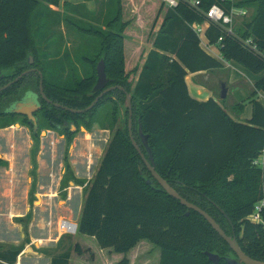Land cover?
I'll return each instance as SVG.
<instances>
[{
    "label": "trees",
    "instance_id": "trees-1",
    "mask_svg": "<svg viewBox=\"0 0 264 264\" xmlns=\"http://www.w3.org/2000/svg\"><path fill=\"white\" fill-rule=\"evenodd\" d=\"M58 1L0 0V88L22 72L36 68L42 73L43 92L50 101L84 110L101 92H94L93 88L96 66L103 60L109 80L107 87H122L130 95L133 137L145 158H153L155 171L182 198L212 217L228 236L234 235L245 255L264 262V230L261 225L246 221L255 203L264 198V170L251 165L264 148V107L257 99L258 93L264 94V59L239 41L249 39L257 50L264 52V0H198L197 10L177 0L176 7L167 8L134 86L136 65L125 71L124 32L129 22H122L121 0H108L114 11L112 32L93 29V33L100 35L96 38L99 48L91 59H84L87 66L84 77L64 87L56 83L52 66L45 62V53L39 55L34 35L36 28L45 29L59 16L50 10ZM158 2L157 17L164 8ZM212 5L227 14L231 9H253L251 20L235 29L238 38L214 24H209L205 31L208 45L215 46L224 61L254 75L263 73L247 98L251 116L245 123L230 117L222 107L224 100L199 102L188 94L185 83L188 74L222 68L218 60L202 49L201 40L191 27L203 23V13ZM150 33L144 35L148 40ZM63 56L69 57L67 53ZM29 57L33 58V64H29ZM38 83L39 76L29 74L0 93V129L17 123V116L21 118L8 112L14 103L27 92L38 94L42 105L38 118L46 127H38L36 131L27 118H21V126L30 130L34 140V154L39 130L58 131L67 136L70 144L75 135L70 128L75 127L78 132L82 126L90 131L97 123L93 119L95 108L111 103V112L102 115L101 124L113 135L93 178L84 188L78 235L92 238L100 250L119 255H126L139 242L146 241L159 250L158 264H213L206 254L218 256V264L236 259L203 217L168 196L151 177L130 142L122 92L106 94L91 111L78 115L46 104L39 96ZM243 107L238 104L231 111L239 115ZM64 125L69 129L62 130ZM139 127L142 135L147 136L146 146L141 142ZM7 166L0 159V167ZM70 177L67 165L61 188L67 187ZM26 218L30 220L31 213L19 221ZM21 251V248L0 251V264H15ZM73 252L82 255L79 243ZM70 253L55 256L51 264H70ZM119 264L128 261L123 258Z\"/></svg>",
    "mask_w": 264,
    "mask_h": 264
},
{
    "label": "crops",
    "instance_id": "crops-1",
    "mask_svg": "<svg viewBox=\"0 0 264 264\" xmlns=\"http://www.w3.org/2000/svg\"><path fill=\"white\" fill-rule=\"evenodd\" d=\"M159 4L160 3L158 2V0H121L122 22H129V26L124 32L125 71L128 72L135 65L137 67V71L135 73L136 76L134 80L132 79V86L136 84L139 72L144 64L146 56L152 50V40L159 32L164 19V11H162V13L158 17L156 15ZM148 8L149 12H147ZM50 10L55 15H59L56 16L54 21H52L51 28H54V26H58L59 24L61 26L67 25V27H69V30L65 31V35L70 36L73 41L80 40V37L84 39L98 38V36H100L99 33H93V29L99 32L102 31L104 33L112 32L113 24L111 22V19L114 17V11L112 6L108 3V0H59L57 6H50ZM251 11L253 12V9ZM58 17H60V23H57ZM156 18L157 20L154 23V20ZM153 24H155V26L152 29ZM151 29L152 36L151 39L148 40V37H145L144 35L145 33H149ZM205 29H207V26L205 27ZM50 37L51 36L49 34L46 35V43H50ZM200 40L202 49L213 58L218 60L221 64H235L233 62L224 61L220 56L219 50L215 46L208 45L205 36H203V38L200 37ZM211 72L212 71H206L195 74H188L185 77L188 94L192 99L199 102H206L209 99H213L216 102L220 103V101H217L213 97V92L207 89L205 85V82L207 80H210L209 77ZM12 126H15L16 128H13ZM12 126L5 129H0V139H4V141L10 145V148H13L12 144H15V140H21L23 144L29 146V150H31L32 152V150L34 149V140L29 130L17 123ZM71 128V131L73 132V127ZM96 128L99 133H111L109 129L102 127V124L98 122L92 126V129L90 131H86V129L81 126L78 132L84 129L85 131L82 132H85V135H89L90 132L92 130H95ZM41 134H45L47 136L45 138H47V140H51V142H49L50 146H54L56 140H58L60 143H63L64 148L62 149V152L59 155V153L56 152L52 147H49L48 150H45L43 147L39 148L38 146L34 154L33 167H31L32 165H30V157H25V160L22 161V163L25 162V168H23V165H21V158L20 160H18V158L15 159L14 156L12 157L5 154H0V159L8 163L7 167H0V182L2 183L0 191H3L2 193H0V201L2 200L4 202V199L9 195V193L12 194L13 197L14 190H11V188H13L14 186V178L17 179L24 176L26 177L30 169L33 170V179L35 181L34 188L36 191L33 194L34 203L37 199L39 201H42L43 204L39 206L28 207V209L30 210L29 213H31V220L28 225L27 231L28 235L20 234L21 237H27L28 242L25 243L24 248L22 249L17 259L21 260L24 251L27 252L29 250L31 251V257H33L32 264H51V261L55 256H58L59 254L67 251H70L72 253L73 251V247L75 246V244H73L72 246H67L65 248L64 235L57 234L55 238L50 240L51 242H49L48 240L50 239L53 231L57 230V224L60 218L69 220L76 224L78 223L85 199L84 188L89 184L93 177H91V179L87 181L83 180V178H81L82 176H79V171L75 169L74 164L69 160V158L73 156V151H71V144L76 135H74L70 144H68V142L65 143V141L63 140V136H58L59 134L54 130L43 131L41 132ZM108 142L109 140L105 141L106 147ZM79 157L82 158L81 156H78V158ZM67 165L69 167V173L71 174V177L67 182V187L61 188V182L66 176ZM79 166L81 168L82 164H80ZM46 180H49L51 182V185L45 183ZM71 189L79 190L81 196V202L78 208V210L80 209V213L76 218V221L72 220L73 212L70 213L69 211L67 212L63 210H55L58 212L54 213L52 207V204H55L57 201L56 199L59 198V194L64 196V198H66L67 196L70 197L69 190ZM82 195L84 196L83 200ZM68 198H66V200H69ZM11 203L13 202L11 201L9 205H11ZM9 205H7V207ZM23 210V216L21 215L10 217L9 215H7L8 218L3 217L1 219H4L6 222H8L9 217L15 219L23 218L27 215L26 213H24L26 211V208H24ZM0 217L2 216L0 215ZM5 225L8 226L7 224ZM8 227L9 229H11L10 226ZM20 229L24 230L22 226L20 227ZM11 232H14L13 229H11ZM22 240L24 241L25 239ZM0 242L4 243V240ZM40 242L44 243L40 244ZM144 242L146 241L139 242L138 245L126 255L114 254L109 250H100L96 260L97 262L100 261L99 264H119V260L123 257L127 259L128 264H152L153 261V264H157V258L151 255L154 250L150 249L151 247L147 246L149 244L148 242V244H145ZM17 245L15 246L16 248L19 247ZM32 246H34V249L37 251L32 249ZM51 248L52 250H47ZM71 253L69 263L71 262ZM146 254H148L149 257ZM144 256L147 259L146 261L144 259ZM150 259L153 260L150 261ZM28 262L31 263V261Z\"/></svg>",
    "mask_w": 264,
    "mask_h": 264
},
{
    "label": "rangeland",
    "instance_id": "rangeland-1",
    "mask_svg": "<svg viewBox=\"0 0 264 264\" xmlns=\"http://www.w3.org/2000/svg\"><path fill=\"white\" fill-rule=\"evenodd\" d=\"M235 1L242 2L244 0H235ZM160 2L164 6L163 11L166 12L168 7L163 2V0H160ZM247 9H245L248 12L245 17H238L234 19L233 26L231 27V30L233 32H235V29L237 27H242V25L246 24L251 20L252 7H249ZM147 12H149V8L147 9ZM35 20L36 21L34 23L36 24L37 16L35 17ZM51 23L52 22L49 23V26H45V29L36 28V31L34 33L35 40L39 50V55L45 53L46 64L52 66V73L56 78V83L64 87V86H68L70 81L76 83L79 79H82L84 77L87 70V66L85 65L86 61L84 59L86 60L91 59V57L96 53L97 49L99 48L98 46L99 39H95V38L84 39L80 37L79 38L80 40L73 41V39L70 38V36L65 35V31L69 30V27H67V25L61 26L59 24L58 26H54V28H51ZM150 32L152 36V31ZM45 34L46 35L49 34L51 36L50 43L45 42V37H46ZM46 46H49L48 50H46ZM66 53L69 56L68 58H65L63 56ZM222 65H223L222 68L215 69L210 73V77H209L210 80H207L205 82V85L207 89L213 92V97L217 101H221L220 87L222 84H225L227 89V94H226V98L224 99V102L221 103L222 107L230 115L232 119L241 123H245L251 116V105L249 104L247 98L249 97L250 93H252L254 90V83L261 78L263 73L259 75H254L247 72L239 65L232 63H229L228 65L222 63ZM135 76L136 75L133 76V80ZM31 95L35 101H38L37 95L33 93H31ZM258 102L264 107V97H261V95H259ZM238 104H243L244 106L242 112L239 115L231 111V109L236 108ZM123 107L125 106L123 105ZM106 112L107 113L111 112V103L103 104L102 106L95 108L93 112V119L98 123L103 122L102 115L106 114ZM37 115H40V112H38ZM15 121L17 122V124L21 125L22 119L17 116ZM39 126L40 128L44 127L45 126L44 122L42 123V121L39 120ZM12 127L16 128L15 126ZM73 133L76 135V137L71 144V151H73V156L70 157L69 160L74 164L75 169L79 171V176H82L81 178L87 181L91 179V177H93L95 171L97 170V167L99 165L100 160L102 159L101 157H103V153L106 147L105 141L111 139L113 132L111 131L110 134L99 133L96 128L95 130H92L89 135H85L84 134L85 132L82 131L77 133L76 130H73ZM45 137H47L45 134H40V136L37 138V141H39V145L37 144V148L39 146V148L43 147L45 150H48L49 147H52L60 155L62 149L64 148V144L56 140L55 145L50 146L49 142H51V140L50 139L47 140V138ZM12 145L13 148H10V145L6 143L4 139H0V154H5L12 157L14 156L15 159L18 158V160H20L21 158L20 160L21 163L23 160H25V157H30V165H32L31 167H33L35 149H33L31 152V150H29V146L23 144L21 140L18 139L15 140V144ZM78 156H81L82 158L80 157L78 158ZM80 164H82L81 168L79 166ZM21 165H23V168H25V162H23ZM33 174H34L33 170L30 169L26 177L24 176L17 179L14 178V186L13 188H11V190H14L13 197L12 194L9 193V195L4 199V202L2 200L0 201V215L2 216L0 217V241L4 240V243L0 242V251L16 248L15 246L17 244H18L17 246H19L18 248L23 249L25 243L28 242L27 237H24L23 235L24 234L28 235L27 233L28 225L30 223L31 218L30 220L26 218L23 219V221H19V219L10 218V217L21 216V215L23 216L22 212L24 211L23 210L24 208H26V211L24 213L28 214L30 212V210L28 209L29 206L33 207L43 204L42 201H39L37 199L35 203L33 201L32 202L30 201V199L32 198L31 196L36 192L34 188L35 181L33 179ZM45 183L51 185V182L49 180H46ZM1 186L2 183L0 182V188ZM2 192L0 191V193ZM69 195L70 197L69 196L66 197V198L69 197L68 198L69 200H66V198H64V196L60 194L58 195L59 198L56 199L57 200L56 203L52 204L53 212L54 213L58 212L55 210H63L67 212L69 211L70 213L73 212L72 220L76 221V218L80 213V209L78 210L81 202L80 191L71 189L69 190ZM83 195H82V200L84 197ZM11 201L13 203L9 205ZM7 205L9 206L7 207ZM7 215L10 216L8 222H6L4 219H1L3 217L8 218ZM61 219L62 218L58 220V223ZM5 224L10 226V228L13 229L14 232H11V229H9V227L6 226ZM21 226L24 228V230L20 229ZM20 234H23L22 235L23 237H21ZM57 234L61 235V233L58 230V224H57V230L53 231L48 241L51 242L50 240L55 238ZM22 239L25 240L23 241ZM64 240H65V248L67 246H72L73 244L79 243L83 251L82 255L80 256H77L72 251L70 264H97L95 262L96 261L95 255L98 256L100 249L92 238L86 236H80L76 234L74 236L64 235ZM43 243L44 242H40V244ZM144 243L148 244L147 242ZM147 246L151 247L150 249L154 250L151 255L157 258V264H158V256H159L158 249L153 248V246H151L150 244H148ZM31 248L34 249V246H32ZM47 250H52V248ZM121 259L119 261H121ZM144 259L145 261L147 260L145 256ZM152 260L153 259H150V261ZM28 261H31V263ZM19 263L32 264L33 257H31V251L29 250L27 252L24 251L22 255V259L21 260L17 259L15 264H19Z\"/></svg>",
    "mask_w": 264,
    "mask_h": 264
},
{
    "label": "water",
    "instance_id": "water-1",
    "mask_svg": "<svg viewBox=\"0 0 264 264\" xmlns=\"http://www.w3.org/2000/svg\"><path fill=\"white\" fill-rule=\"evenodd\" d=\"M33 63V58L29 57V64ZM30 73H37L39 75L40 78V82H39V96L41 97V99L48 105H52L55 108L58 109H62L64 111H67L69 113L72 114H83V113H87L89 111H91L94 106L97 104V102L106 94L118 90L120 92H122L125 95V107L127 109L128 112V119H127V128H128V135H129V139L130 142L133 146V148L135 149V151L139 154V156L141 157L147 171L150 173L151 177L158 183V185L161 187V189L171 198L177 200L179 202V204L183 207H185L187 210L189 211H194L195 213H197L198 215H200L201 217H203V219L209 224V226L217 233V235L228 245V247L230 248V250L235 254L236 259H230L228 261L229 264H264L263 261H257V260H253L251 258H249L247 255L244 254V252L241 250L238 241L236 239V237L233 236H228L221 228L220 226L215 222V220L210 217L206 212H204L203 210H201L199 207H197L194 204H191L190 202H188L187 200H185L184 198H182L156 171H155V166H154V162H153V158L151 156H149V160H147L144 156V154L142 153L140 147L138 146V144L136 143L134 137H133V133H132V107H131V98L130 95L122 88L119 86H110L107 87L109 80L106 77L105 74V68H104V62L103 60H100L99 63L96 66V83L95 86L93 88L94 92L97 91H101L99 93V95L94 99V101L90 104V106H88L86 109L84 110H74L65 106H62L60 104L57 103H53L52 101H50L44 94L43 92V87H42V74L40 71L36 70V69H30L27 70L25 72H23L22 74H20L15 80H13L12 82H10L9 84L3 86L2 88H0V93L4 90H6L7 88H9L11 85H13L14 83H16L18 80H20L21 78H23L24 76L30 74ZM220 99L224 100L226 98V94H227V89L225 84H222L220 87ZM41 109V106L38 104L37 101H35L31 95V93H27L26 94V98L22 101V102H18V103H14L10 109L8 110L9 113L15 114V115H19V116H23L25 118L28 119L29 122H31L33 124L34 127H36L37 122H36V118L34 117V114L39 111ZM122 113V110H121ZM73 130H75V128H73ZM82 131H85L84 129H82ZM139 136L141 139V142L144 146H146V139L147 136H143L142 135V131L141 128L139 127ZM146 148V147H145ZM147 184H150L149 182H147ZM188 215V214H186ZM206 256L208 257L209 261L212 262L213 264H218L219 262V257L216 255H212V254H206Z\"/></svg>",
    "mask_w": 264,
    "mask_h": 264
},
{
    "label": "built area",
    "instance_id": "built-area-1",
    "mask_svg": "<svg viewBox=\"0 0 264 264\" xmlns=\"http://www.w3.org/2000/svg\"><path fill=\"white\" fill-rule=\"evenodd\" d=\"M168 8L176 7L177 0H163ZM190 8L196 9L199 6L198 0H183ZM204 21L201 24L195 23L193 24L192 30L200 37L205 36L206 29L203 26H209V24H214L219 26L225 33L228 35L234 36L238 38L235 33L231 30L233 26L234 19L238 17H245L247 15V11L245 9H231L230 13L227 14L222 8L217 5H212L206 12L203 13ZM241 44L249 49L251 52L260 56L264 59V52L257 50L256 46L252 44L251 40H241L239 39ZM264 97L263 93H259L258 96ZM257 96V99H258ZM252 167L264 170V148L259 153L258 157L252 160ZM264 198L255 203L252 212L246 217V221L254 224L261 225L264 230ZM58 230L61 235L74 236L77 234V224L73 223L69 220L62 219L58 223Z\"/></svg>",
    "mask_w": 264,
    "mask_h": 264
},
{
    "label": "flooded vegetation",
    "instance_id": "flooded-vegetation-1",
    "mask_svg": "<svg viewBox=\"0 0 264 264\" xmlns=\"http://www.w3.org/2000/svg\"><path fill=\"white\" fill-rule=\"evenodd\" d=\"M33 62H34V61H33ZM32 64H33V63H32ZM31 69H36V68H31ZM29 70H30V69H29ZM36 70H38V69H36ZM38 71H39V70H38ZM24 72H25V71H24ZM40 72H41V71H40ZM22 73H23V72H22ZM22 73H21V74H22ZM30 74H36V75H38L37 73H30ZM41 74H42V73H41ZM28 75H29V74H28ZM26 76H27V75H26ZM38 76H39V75H38ZM17 77H18V76H17ZM17 77H16V78H17ZM24 77H25V76H24ZM16 78H15V79H16ZM15 79H13V80H15ZM21 79H22V78H21ZM21 79H20V80H21ZM13 80H12V81H13ZM42 80H43V79H42ZM12 81H10V82H12ZM18 81H19V80H18ZM18 81H17V82H18ZM10 82H9V83H10ZM17 82H16V83H17ZM39 82H40V78H39ZM9 83H7V84H9ZM7 84H6V85H7ZM14 84H15V83H14ZM4 86H5V85H4ZM11 86H12V85H11ZM11 86H10V87H11ZM2 87H3V86H2ZM2 87H1V88H2ZM42 87H43V83H42ZM7 89H8V88H7ZM38 90H39V83H38ZM4 91H5V90H4ZM27 93H33V94L37 95V99H38L37 102H38V104H39V105L41 106V108H42V105H41L40 102H39L38 94L35 93V92H27ZM27 93H25V94L23 95L22 99H21L20 101H18V102H22V101L26 98V94H27ZM18 102H16V103H18ZM40 111H41V109H40L39 111H37V112L34 114V117L36 118V122H37V125H36V127H35V130H36V131L38 130L37 128L40 127V126H39V120L41 121V119L38 118V115H37V113L40 112ZM20 117H21V118H25V117H23V116H20ZM23 127H25V126H23ZM73 128H75V127H73ZM27 129H28V128H27ZM68 129H69V126H68V125H64V126L62 127V130H65V131H66V130H68ZM75 130L77 131L76 128H75ZM43 131H47V130H43ZM43 131L39 130V131H38V132H39V135H40L41 132H43ZM29 132H30V130H29ZM55 132H57V133L59 134L58 136H63V140L65 141V143L67 142V136H66V135H64V134H60V132H58V131H55ZM67 133H68V132H67ZM30 134H31V132H30Z\"/></svg>",
    "mask_w": 264,
    "mask_h": 264
},
{
    "label": "bare ground",
    "instance_id": "bare-ground-1",
    "mask_svg": "<svg viewBox=\"0 0 264 264\" xmlns=\"http://www.w3.org/2000/svg\"><path fill=\"white\" fill-rule=\"evenodd\" d=\"M205 27H206V26L204 25L203 28L205 29ZM202 38H203V37H202Z\"/></svg>",
    "mask_w": 264,
    "mask_h": 264
}]
</instances>
